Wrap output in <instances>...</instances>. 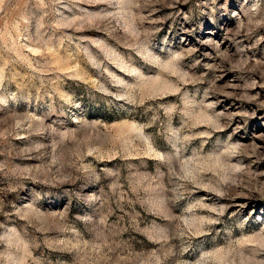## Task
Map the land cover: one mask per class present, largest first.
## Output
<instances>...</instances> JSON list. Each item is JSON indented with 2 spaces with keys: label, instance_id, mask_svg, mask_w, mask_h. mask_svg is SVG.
<instances>
[{
  "label": "rangeland",
  "instance_id": "rangeland-1",
  "mask_svg": "<svg viewBox=\"0 0 264 264\" xmlns=\"http://www.w3.org/2000/svg\"><path fill=\"white\" fill-rule=\"evenodd\" d=\"M0 264H264V0H0Z\"/></svg>",
  "mask_w": 264,
  "mask_h": 264
}]
</instances>
